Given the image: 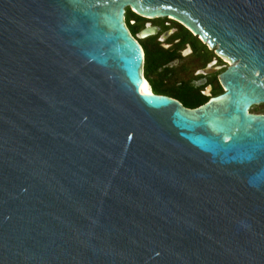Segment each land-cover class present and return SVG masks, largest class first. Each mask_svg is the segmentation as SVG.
<instances>
[{
	"label": "water",
	"instance_id": "95a60500",
	"mask_svg": "<svg viewBox=\"0 0 264 264\" xmlns=\"http://www.w3.org/2000/svg\"><path fill=\"white\" fill-rule=\"evenodd\" d=\"M127 7L217 47L225 92L147 93ZM257 103L264 0H0V264H264Z\"/></svg>",
	"mask_w": 264,
	"mask_h": 264
},
{
	"label": "flooded vegetation",
	"instance_id": "af4514ba",
	"mask_svg": "<svg viewBox=\"0 0 264 264\" xmlns=\"http://www.w3.org/2000/svg\"><path fill=\"white\" fill-rule=\"evenodd\" d=\"M129 11L134 13L129 19L132 35L142 48L149 51L154 65L162 63L156 70V75L145 77L149 83L151 80L163 79L166 86L172 88L174 95L179 98H174L169 93L164 95L183 105L186 103L192 106L188 108L205 105L212 97L225 92L220 75L230 63L217 52V47L209 46L198 34L174 17H148L134 12L131 7L126 8V17ZM151 28H156V33L141 37L143 31ZM152 38L155 40L150 46L147 45L146 42ZM261 104L263 103L255 105ZM253 106L250 108L251 113L264 115V111H251Z\"/></svg>",
	"mask_w": 264,
	"mask_h": 264
},
{
	"label": "trees",
	"instance_id": "16d2710c",
	"mask_svg": "<svg viewBox=\"0 0 264 264\" xmlns=\"http://www.w3.org/2000/svg\"><path fill=\"white\" fill-rule=\"evenodd\" d=\"M131 14H134V13L131 11L127 12V17H126V22H127V25L129 28H132L131 24L129 23V19L131 18ZM143 49H144V53H145L144 75H145V77H149V76L151 77L152 75H156L155 72L159 67L162 66V63H158L157 65H154L153 57L151 56L149 51L145 48H143ZM150 84L152 86V91L156 94L169 93L174 98L175 97L179 98L177 95H174V93L172 92V88L166 86V82L163 79L151 80ZM184 106L192 107L186 103H184Z\"/></svg>",
	"mask_w": 264,
	"mask_h": 264
},
{
	"label": "rangeland",
	"instance_id": "374dc122",
	"mask_svg": "<svg viewBox=\"0 0 264 264\" xmlns=\"http://www.w3.org/2000/svg\"><path fill=\"white\" fill-rule=\"evenodd\" d=\"M129 9H130V7H129ZM131 17H132V15H131ZM138 28H139V26L136 27V29H138ZM154 40H155V38H152V39L148 40V41L146 42V44L150 46L151 43H152ZM147 81H148V80H147ZM151 89H152V88H151ZM251 111H264V103L261 104V105H255V106H253V108L251 109Z\"/></svg>",
	"mask_w": 264,
	"mask_h": 264
},
{
	"label": "bare ground",
	"instance_id": "6f19581e",
	"mask_svg": "<svg viewBox=\"0 0 264 264\" xmlns=\"http://www.w3.org/2000/svg\"><path fill=\"white\" fill-rule=\"evenodd\" d=\"M152 31H154L153 28H151V29H147L146 31H144V35L151 34ZM143 78L145 79L146 84H147V86H148V89H147L146 92H147V93H152V89H151L150 83L147 81V79L145 78V76H144ZM257 104H258V103H257Z\"/></svg>",
	"mask_w": 264,
	"mask_h": 264
}]
</instances>
